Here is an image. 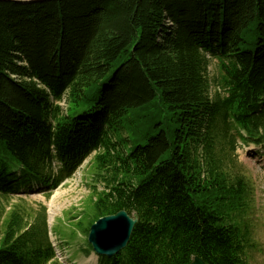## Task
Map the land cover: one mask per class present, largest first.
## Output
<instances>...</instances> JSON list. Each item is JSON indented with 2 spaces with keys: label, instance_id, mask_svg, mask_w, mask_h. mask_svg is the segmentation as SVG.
Wrapping results in <instances>:
<instances>
[{
  "label": "trees",
  "instance_id": "obj_1",
  "mask_svg": "<svg viewBox=\"0 0 264 264\" xmlns=\"http://www.w3.org/2000/svg\"><path fill=\"white\" fill-rule=\"evenodd\" d=\"M237 140L264 153V0H0V195L51 192L95 153L71 219L138 215L98 264H249L248 187L213 157ZM1 224L0 264L54 263L44 214Z\"/></svg>",
  "mask_w": 264,
  "mask_h": 264
},
{
  "label": "rangeland",
  "instance_id": "obj_2",
  "mask_svg": "<svg viewBox=\"0 0 264 264\" xmlns=\"http://www.w3.org/2000/svg\"><path fill=\"white\" fill-rule=\"evenodd\" d=\"M166 23L169 25L170 21ZM206 71L210 86H220L221 73L216 59L209 61ZM124 133L125 130L117 132L115 137H124ZM218 144L213 157L221 171L232 178H242L248 187L249 201L241 213L240 222L241 226H245L252 244L248 248L249 264H264V154L260 146L252 143L243 145L237 140L234 150L229 146L220 149ZM94 154H90L69 179L51 192L33 190L0 195V236L1 222L9 212H17L26 222H33L34 218L44 214L50 240L56 246L57 255L53 264H98V255L93 251L88 254L82 251L86 235L76 226L79 217L71 219L82 209L88 210L87 199L93 185L90 179L95 168ZM97 186L101 189L100 184L97 183Z\"/></svg>",
  "mask_w": 264,
  "mask_h": 264
},
{
  "label": "water",
  "instance_id": "obj_3",
  "mask_svg": "<svg viewBox=\"0 0 264 264\" xmlns=\"http://www.w3.org/2000/svg\"><path fill=\"white\" fill-rule=\"evenodd\" d=\"M137 218L125 210L100 217L89 227L87 241L96 254L111 257L126 246ZM188 264L205 263L195 255Z\"/></svg>",
  "mask_w": 264,
  "mask_h": 264
},
{
  "label": "bare ground",
  "instance_id": "obj_4",
  "mask_svg": "<svg viewBox=\"0 0 264 264\" xmlns=\"http://www.w3.org/2000/svg\"><path fill=\"white\" fill-rule=\"evenodd\" d=\"M252 151H254V149L252 148Z\"/></svg>",
  "mask_w": 264,
  "mask_h": 264
}]
</instances>
